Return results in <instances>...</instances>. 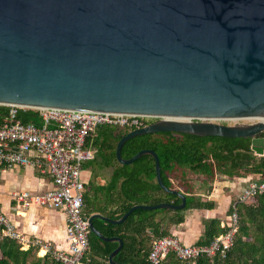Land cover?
Wrapping results in <instances>:
<instances>
[{
	"label": "water",
	"instance_id": "1",
	"mask_svg": "<svg viewBox=\"0 0 264 264\" xmlns=\"http://www.w3.org/2000/svg\"><path fill=\"white\" fill-rule=\"evenodd\" d=\"M0 105L57 111L119 113L155 120L123 134L118 163L153 159L155 182L178 204L134 209L180 210L185 197L162 183L158 158L140 149L120 156L137 135L176 131L248 137L264 155V0H0ZM228 120L230 124L222 121Z\"/></svg>",
	"mask_w": 264,
	"mask_h": 264
},
{
	"label": "trees",
	"instance_id": "2",
	"mask_svg": "<svg viewBox=\"0 0 264 264\" xmlns=\"http://www.w3.org/2000/svg\"><path fill=\"white\" fill-rule=\"evenodd\" d=\"M8 107L0 105V123ZM15 117L22 123L41 125V118L34 109L20 108ZM155 119H148L146 124ZM131 130L128 127L100 125L92 133L95 138V157L103 166L112 167V177L117 181L121 201L119 208L110 215L102 210L87 209L83 215L88 218L91 212H99L110 219H118L134 204L152 205L160 202L179 203L176 195L163 191L155 180L153 159L142 154L129 164H120L114 156L118 139ZM87 137V138H88ZM85 139L84 145L87 141ZM248 137L199 136L176 131H159L133 136L120 148V156L131 157L140 149H151L158 158L162 183L169 189L183 194L185 206L180 210L170 209H134L124 220L111 224L99 218H92L94 228L105 237L116 236L122 241L112 260L128 264H149L147 254L153 238L166 235L160 229L165 215L171 224L183 221L182 212L188 208L208 209L211 203L196 199L191 193V182L184 179L181 171L213 179L218 174L226 177H243L247 174L264 176V155L256 156L249 149ZM229 205L227 216L230 214ZM237 229L231 246L223 257L218 254L208 258L199 257L195 264H264V195H255L246 202L235 203ZM163 214L162 219H155ZM226 222L217 219L203 220L202 238L198 244H206L216 235L224 232ZM150 231L151 235L147 234ZM116 247V242H107L89 232L88 249L82 257L84 264H109L107 257ZM0 264H61L49 253L42 257L35 250H25L13 239L0 237ZM160 264H190L176 259L167 253Z\"/></svg>",
	"mask_w": 264,
	"mask_h": 264
},
{
	"label": "built area",
	"instance_id": "3",
	"mask_svg": "<svg viewBox=\"0 0 264 264\" xmlns=\"http://www.w3.org/2000/svg\"><path fill=\"white\" fill-rule=\"evenodd\" d=\"M0 123V167L30 166L40 175L51 179V188L40 192H19L16 199L22 204L34 203L45 208L59 209L64 213V250H55L47 241L26 238L16 232L6 217L0 213V237L15 240L21 249L35 247L43 254L49 253L61 264H84L82 257L88 249V222L83 215V184L79 173L81 163L92 158L84 146L85 139L100 125L139 128L146 125L149 116L119 113L57 111L34 109L41 125L22 123L15 117L23 107L7 106ZM230 124L228 120L222 121ZM255 195H264V181H249L231 202L227 228L206 244L184 245L174 235H162L151 240L147 259L149 264H160L167 253L190 264L199 257H223L233 241L237 229L235 203L246 202Z\"/></svg>",
	"mask_w": 264,
	"mask_h": 264
},
{
	"label": "crops",
	"instance_id": "4",
	"mask_svg": "<svg viewBox=\"0 0 264 264\" xmlns=\"http://www.w3.org/2000/svg\"><path fill=\"white\" fill-rule=\"evenodd\" d=\"M95 138H87L85 147L92 152V158L81 163L79 177L83 184V211L87 209L102 210L105 215L116 211L121 201L118 199L119 189L117 181L112 177V167L103 166L95 157ZM180 175L191 182V193L199 201L211 203L208 209L188 208L182 212L183 221L171 224L165 215L160 229L166 235H174L184 245L198 244L202 238L203 220L217 219L226 222L229 205L236 198L243 187L252 180L264 181V176L247 174L243 177H226L218 174L213 179H205L186 171ZM155 182V180H154ZM51 179L40 175L30 166L12 165L0 167V213L3 214L13 229L26 238H37L47 241L55 250L66 247L64 213L59 209L45 208L34 203L22 204L15 195L26 191L40 192L51 188ZM99 212H91L89 215ZM101 215V214H100ZM104 216V215H102ZM159 214L155 219H162ZM106 217V216H104ZM151 235L150 231H147ZM117 245V243H116ZM35 255L44 254L36 251ZM25 250V249H23Z\"/></svg>",
	"mask_w": 264,
	"mask_h": 264
},
{
	"label": "rangeland",
	"instance_id": "5",
	"mask_svg": "<svg viewBox=\"0 0 264 264\" xmlns=\"http://www.w3.org/2000/svg\"><path fill=\"white\" fill-rule=\"evenodd\" d=\"M234 200V198L232 199V201ZM231 204V203H230Z\"/></svg>",
	"mask_w": 264,
	"mask_h": 264
}]
</instances>
